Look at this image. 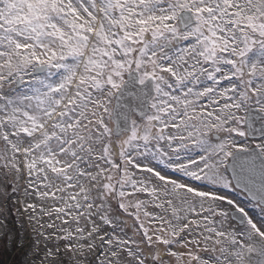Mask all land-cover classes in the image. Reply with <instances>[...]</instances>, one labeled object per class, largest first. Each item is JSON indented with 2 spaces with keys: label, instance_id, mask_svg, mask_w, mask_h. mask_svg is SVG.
<instances>
[{
  "label": "snow or ice",
  "instance_id": "snow-or-ice-1",
  "mask_svg": "<svg viewBox=\"0 0 264 264\" xmlns=\"http://www.w3.org/2000/svg\"><path fill=\"white\" fill-rule=\"evenodd\" d=\"M0 236L264 264V0H0Z\"/></svg>",
  "mask_w": 264,
  "mask_h": 264
},
{
  "label": "trees",
  "instance_id": "trees-1",
  "mask_svg": "<svg viewBox=\"0 0 264 264\" xmlns=\"http://www.w3.org/2000/svg\"><path fill=\"white\" fill-rule=\"evenodd\" d=\"M7 239L0 236V264H13L14 260H18V255H13L6 248Z\"/></svg>",
  "mask_w": 264,
  "mask_h": 264
}]
</instances>
